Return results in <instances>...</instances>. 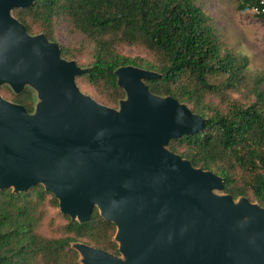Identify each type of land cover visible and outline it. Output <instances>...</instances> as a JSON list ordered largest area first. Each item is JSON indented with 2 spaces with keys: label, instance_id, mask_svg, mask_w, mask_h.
<instances>
[{
  "label": "water",
  "instance_id": "1",
  "mask_svg": "<svg viewBox=\"0 0 264 264\" xmlns=\"http://www.w3.org/2000/svg\"><path fill=\"white\" fill-rule=\"evenodd\" d=\"M34 1L0 0V88L34 94L32 112L0 94V190L40 185L72 221L96 209L114 224L118 254L76 242L79 264H264V208L168 148L204 119L153 94L145 82L160 75L132 65L114 71L117 108L83 93L89 68L13 15Z\"/></svg>",
  "mask_w": 264,
  "mask_h": 264
},
{
  "label": "trees",
  "instance_id": "2",
  "mask_svg": "<svg viewBox=\"0 0 264 264\" xmlns=\"http://www.w3.org/2000/svg\"><path fill=\"white\" fill-rule=\"evenodd\" d=\"M235 1L240 11L255 4ZM13 15L29 34L57 43L64 59L89 68L77 85L108 107L117 108L125 96L117 68L159 74L145 82L148 89L186 104L205 121L203 133L173 139L168 148L222 177V193L264 208V71L220 41L195 0H35ZM0 93L33 111L32 90L15 95L5 86ZM114 234L115 225L96 209L88 222L72 221L40 185L20 194L0 190V264H79L71 248L76 242L117 255Z\"/></svg>",
  "mask_w": 264,
  "mask_h": 264
},
{
  "label": "rangeland",
  "instance_id": "3",
  "mask_svg": "<svg viewBox=\"0 0 264 264\" xmlns=\"http://www.w3.org/2000/svg\"><path fill=\"white\" fill-rule=\"evenodd\" d=\"M195 2L213 20L220 41L237 53L247 56L252 69L264 71V21L249 10L240 11L235 0ZM126 54L130 55L131 52L127 51ZM81 91L103 104L100 98L85 87Z\"/></svg>",
  "mask_w": 264,
  "mask_h": 264
},
{
  "label": "built area",
  "instance_id": "4",
  "mask_svg": "<svg viewBox=\"0 0 264 264\" xmlns=\"http://www.w3.org/2000/svg\"><path fill=\"white\" fill-rule=\"evenodd\" d=\"M255 4L252 9H249V11L254 16H259L264 19V0H255Z\"/></svg>",
  "mask_w": 264,
  "mask_h": 264
}]
</instances>
